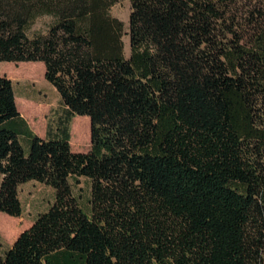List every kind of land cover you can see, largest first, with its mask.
Masks as SVG:
<instances>
[{
	"label": "trees",
	"instance_id": "16d2710c",
	"mask_svg": "<svg viewBox=\"0 0 264 264\" xmlns=\"http://www.w3.org/2000/svg\"><path fill=\"white\" fill-rule=\"evenodd\" d=\"M117 1L0 0V61H41L91 136L27 129L0 75V211L54 189L0 264H264V0H131L128 31Z\"/></svg>",
	"mask_w": 264,
	"mask_h": 264
},
{
	"label": "rangeland",
	"instance_id": "374dc122",
	"mask_svg": "<svg viewBox=\"0 0 264 264\" xmlns=\"http://www.w3.org/2000/svg\"><path fill=\"white\" fill-rule=\"evenodd\" d=\"M130 11L131 0H118L110 8L112 15L125 23L126 31H128ZM49 22L50 17L47 16L37 19L29 33L32 35L36 30H46ZM124 42L125 54L129 56V36L126 34ZM21 65L30 66L25 69L20 67ZM28 69L32 71V74L28 73ZM0 75H6L12 79L17 106L26 119L27 129L42 137H58L66 134L69 136L72 149L76 151H87L90 148L88 116L73 115L68 112L56 88L45 78V67L41 61H0ZM26 105L31 106L30 111L34 113L36 120L32 119L33 115L26 111ZM38 120L42 121V128L35 124ZM73 123H77V131L73 128ZM21 139L26 140V137ZM71 182L81 205L85 210H89L90 179L81 177L78 183L73 180ZM19 195L22 202V212L19 216L0 211V254H3L18 235L30 227L37 216L49 207L54 199V189L33 180L20 186Z\"/></svg>",
	"mask_w": 264,
	"mask_h": 264
}]
</instances>
